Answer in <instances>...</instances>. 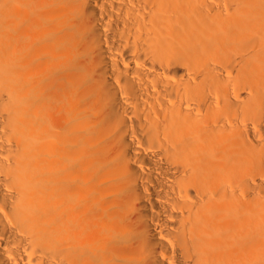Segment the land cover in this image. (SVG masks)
Here are the masks:
<instances>
[{
    "label": "bare ground",
    "instance_id": "bare-ground-1",
    "mask_svg": "<svg viewBox=\"0 0 264 264\" xmlns=\"http://www.w3.org/2000/svg\"><path fill=\"white\" fill-rule=\"evenodd\" d=\"M0 264H264V0H0Z\"/></svg>",
    "mask_w": 264,
    "mask_h": 264
}]
</instances>
